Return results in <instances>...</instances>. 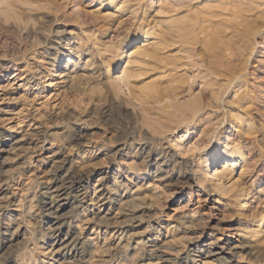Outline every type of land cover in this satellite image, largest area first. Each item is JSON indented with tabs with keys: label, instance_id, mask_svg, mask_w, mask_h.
Here are the masks:
<instances>
[{
	"label": "rangeland",
	"instance_id": "rangeland-1",
	"mask_svg": "<svg viewBox=\"0 0 264 264\" xmlns=\"http://www.w3.org/2000/svg\"><path fill=\"white\" fill-rule=\"evenodd\" d=\"M84 1L88 8L79 23L58 21L61 15L43 5H41L42 8L35 11L37 18L29 23L21 20L17 24V21L13 19L6 21L5 16L0 19V55L4 52L8 53L6 57L0 56L2 64L0 67V141L6 143L5 147H2L0 143V190H5L0 191V240L10 241L7 245L0 244V264H29L33 255L32 264H47L45 262L48 261V257L45 253L48 251L46 252L45 249L51 244L50 236H52V231H48L47 228L60 221V218L53 217L54 213L50 215L51 212L47 211L51 201L50 189L61 187V178L53 176L49 160H47L51 146L60 149L67 161L65 171L63 169L64 173L69 170V172L86 174L89 176L92 186L97 183L96 180L102 176V173L107 172L111 177L109 179L111 184L116 177L118 182L127 183L133 192L136 191L141 196L139 206L149 205L153 208V213H158L155 218L146 219L143 223L135 224L132 228H126V231L133 232L131 240L133 245L115 253L110 250H114L115 239L121 233L119 229L116 228V231L119 232L117 236H113L110 233L111 230L98 229L97 227L93 230L94 225L89 228L84 222V216L80 215V211L72 210L75 205L77 207L80 205L83 197L79 196L81 194L78 193L76 187L68 189L67 195L73 202L60 213L63 214L70 210L71 212L65 218H61L63 220L60 222L64 221L67 227L72 224L75 231L78 230V227H83L82 242L91 245L87 249L89 251L88 258L90 252L95 249L94 243L100 245L107 235V239L109 238L106 244L108 247L106 255L91 254L93 263L87 262V264H227L212 262L205 256L199 257L195 261L185 262L184 258L187 254L184 253L187 251L189 243V238L186 239V237L192 236L194 233L196 235H193V238L199 234L204 237L216 236L221 239V243L228 242L236 247L235 257H231L232 263L228 264H264V257L254 255L255 249L247 250L246 248L250 247L257 239L264 240V228H256L255 220H253L260 205L264 206V176L261 178V184L257 183L254 188L261 190V194L256 195L261 201L255 204V200L252 199V210L249 207L250 211L247 212L246 208L242 216L238 215L240 212L238 211V202L234 199L235 192L239 189L244 188L247 191L253 182V179L249 181L251 170L261 165L255 156L248 162L247 158L257 151L251 150L255 139L259 141L257 144H262L260 140L262 141L264 129L247 140V127L242 125L244 129L240 131L241 139H239L237 132L234 133L235 129L232 132V127L235 128V126L230 124L231 118L228 109L221 110L218 117L212 111H207L201 115L199 120H196L195 124V122H182L178 116L164 114L162 111L164 102L154 105L151 126L149 125L151 128H148L147 125H144L146 118L141 111L142 105H138L137 109L134 108L131 105L133 101H131L128 91L119 93L120 97L118 98L116 93H112L111 96L108 94L107 98L110 100L111 97L112 100L101 102L100 94L99 96L96 94L95 98L91 99L92 89L87 85L81 86L82 97L80 96V98H83V102L80 103L73 95L71 73L63 75L61 72H56L67 52H74V55L78 57L76 52L81 51V47L77 46H80L81 42L84 43V54L79 58L78 66L73 68L77 70L78 76L84 79L85 75L93 74L96 78L99 77L100 81L107 82L109 86L111 83H119L118 79L110 81L108 78L107 74L110 70L107 65L110 60L114 61V56L112 53L106 52L105 48L122 38L135 21L130 18V13H115L119 7H124L121 1L125 0H118L119 5L116 8L100 6L101 0ZM103 1L105 4L111 0ZM257 1L260 7L257 9V13L263 15L264 0ZM161 2L165 1L161 0ZM75 3L71 12L75 9L77 11L79 7L78 3ZM92 12L98 13L99 16H104L106 13L117 15V26H112L111 31L103 33V43L106 46L95 44L94 37L101 35L100 32L94 33L96 28H92L90 31L86 26L81 25L82 22L85 25L87 23L95 24L89 18ZM87 14L90 16L88 15V17ZM137 16L139 17L140 14ZM151 16L150 28L156 35L160 34L161 26L166 25L169 19L165 14H161L160 10L154 11ZM84 31L88 32L84 34ZM262 34L264 35V32ZM39 38H41L42 44L35 47V43H39ZM155 42L156 39L150 41L144 39L135 44L133 50L127 55L125 54L123 59L125 64L120 67H127L129 70L137 69L140 63L144 62V58L142 56L139 58L136 52L146 47L152 48ZM257 47L262 48L258 49ZM89 48L94 54H97L94 61L92 54L88 51ZM256 48L253 61H256L259 51L264 52V44H256ZM27 50L30 51L27 53ZM14 51L16 52L14 53ZM19 52L27 54L24 56ZM50 62H53L52 65ZM92 63L93 65L88 67V64ZM258 65L259 63L255 66ZM168 74V72L162 73L161 68H158L147 76L143 83L158 79L166 80ZM113 75L115 77L116 74L113 73ZM143 83H139V86ZM121 86L123 84L115 86L117 92ZM235 94H232V99ZM107 106L114 108L113 112L116 118L114 125L111 124L112 127L103 123L100 117V109ZM136 112L140 115L136 116ZM159 116L160 118L165 117L169 121L164 123ZM221 119H223L222 123L219 122ZM120 131L126 133L129 143L139 146L142 142H149L151 146H155L154 148L162 153L167 163V166L164 167V171H167L164 173L165 182H161L160 185L150 177L156 171V167L150 166L146 153L140 156L133 154V157L130 154H114L119 149H123L122 146L113 142L117 132ZM226 132H231L229 141H232L233 145L245 148L241 153L235 154L230 164L222 162L212 173L214 166L209 170L208 165L204 167L203 163L207 164L212 153L227 148L226 145H222L224 142L222 138L225 135L229 136ZM144 136L149 138L148 141L144 140ZM9 144L12 146H8ZM112 160H114L113 163L108 165ZM127 162L132 166H126L129 165ZM227 166L231 168V171L227 173L232 175L226 176L223 182H219L215 175L222 173ZM263 167L264 164L259 169ZM247 168L249 169L247 170ZM146 170L149 171V174H145ZM189 173L193 174L194 181L189 180ZM138 176L145 178L142 187H138ZM156 183L160 186L153 191ZM149 184L151 187L148 188ZM214 184L219 185L218 189L213 186ZM182 191L186 194L193 191L191 202L185 207H182L185 205L182 201L188 200V197L181 198ZM172 198L175 199L174 202L166 203V200ZM21 199L24 200L21 202L22 204H20ZM88 201L89 199L86 200L87 204H90ZM17 206L19 209L16 208ZM193 211H195V215L190 217ZM8 212L11 218L20 217L17 223L24 226V231L28 230V235H23V232L21 236L18 235L17 225L3 215ZM199 217L203 218V223L199 224L195 221ZM190 222L192 224L191 234H183L179 231L168 233L172 229L175 230L176 227H186ZM261 223H264V219ZM149 226L162 229L164 233L162 237L172 238L174 236V245L170 247L171 249L166 250L172 262L152 260L150 256L146 255L147 246L142 247V244L148 238L156 239L158 236V233L151 232ZM94 231L100 235V238L92 242L89 239L97 237L93 235ZM191 236L190 238H192ZM139 241L142 244L136 247V243ZM110 245L111 248H109ZM176 250H181V252L176 253ZM52 262L54 261L52 260L50 264ZM70 263L82 264L83 262L77 263L72 260Z\"/></svg>",
	"mask_w": 264,
	"mask_h": 264
},
{
	"label": "bare ground",
	"instance_id": "bare-ground-1",
	"mask_svg": "<svg viewBox=\"0 0 264 264\" xmlns=\"http://www.w3.org/2000/svg\"><path fill=\"white\" fill-rule=\"evenodd\" d=\"M164 1V3H162L161 0L121 1L124 7H119L115 13H130V18L135 21L122 38L118 39L115 43L108 42L111 43L108 46L103 43V33H108L114 26H117L118 18H116L117 15L115 13H106L104 16H99V11L97 14L92 12L91 16L89 14H87V16L89 15L90 17H88L91 21L93 20L95 24L87 23L85 25L83 24L84 22L81 23V25L86 26L90 31L92 28H96L94 33H101L98 37H91H94L95 44L106 46V52L113 54L114 61L110 60L107 65V68L110 70L107 75L110 81L118 79L119 83H111V86H109L107 82L100 81L99 77L96 78L93 74L85 75L84 79L78 76L77 70L73 68L78 66L79 58L84 54L83 49L85 44L82 42L80 46H77L78 48L81 47V51L76 52L78 57L74 55V52L68 51L56 72H61L63 75L71 73L70 76L72 81H70L72 82V90H74L73 95L80 103L83 102V98H80V96L82 97V85H87L88 88L92 89L91 95L93 96L91 99L95 98L96 94H98V96L100 94L99 97H101V102L112 100L111 97L110 100L107 98L108 94L111 96L112 93H116L118 98L120 97L119 93L128 91L129 97L131 101H133L131 105L136 109L138 105H142L141 111L146 118L144 125H147L148 128L151 126L154 105L164 102L162 103L164 104L163 113H166L168 116H178L182 122L188 121L191 123L195 122L196 124V120H199L201 115L207 111H212L216 114V117H218L221 110L224 111V109H228L231 118L230 124H234L235 126V128L232 127V132L235 129L234 133L236 134L237 132V138L239 137V139H241L240 131L244 129L242 125L247 127V140L251 139L250 136H256L261 133V130L264 129V71H262L264 70V52L259 51L260 53L256 57V61H253L255 49L262 48H256V44H264V35L262 34L264 32V14L257 13V9L260 8L258 1ZM75 2L78 3L77 6L79 7L77 11L75 9L71 12L72 6H74V4L76 5ZM41 5L49 8L51 11L59 13L62 18L59 16L58 21L62 20L67 23L72 21L74 23H79V20L84 16L88 8L84 0H0V19L2 16H5L6 21L13 19L17 21V24H19L21 20L22 22L29 23L37 18L35 17V11L42 8ZM99 5L116 8L119 3L118 0H111L109 3L104 4V1L101 0ZM156 10H160V13L165 14L169 19L166 25L161 26V32L157 35L153 33V29L150 28L151 15ZM137 14H140V16L138 17ZM113 22L114 24H111ZM86 32L88 31H84L83 33L85 34ZM84 37H86V35H84ZM144 39L149 41L156 39L152 48L146 47L136 52L139 58H141V56L144 58V62H141L137 69L129 70L127 67L121 68L120 66L125 64V61H123L125 54L127 55V53L131 52L135 44ZM38 42L39 43H35V47L42 44L41 38H39ZM16 51H14V53ZM29 51L30 50H27V53ZM88 51L92 54L94 61L97 58V54H94L90 48ZM27 53L19 52V54L24 56H26ZM7 54V52H4L0 56L6 57ZM52 63L53 62H50V65H52ZM257 63H259V65L255 66ZM92 65L93 63L88 64V67ZM1 66L2 64L0 63V67ZM113 67L115 68L112 69ZM158 68H161L162 73H169L167 79H158L156 81L143 83L144 79ZM113 73L116 74L115 77H113ZM139 83L143 84L139 86ZM119 84H123V86H121L119 92H117L115 86ZM233 93L236 94L232 99ZM103 95H105V97H103ZM113 109L114 108L108 106L100 109L102 122L107 126H111V124L114 125L115 123L116 117ZM139 115L140 114L136 112V116ZM160 119L164 123L169 121L165 117H161ZM219 122L222 123L223 119L219 120ZM117 133L118 134L115 136L116 139L114 138V141H112L122 146L123 149H119V151H116L114 154H130L133 157V154H139L140 156L146 153V157L149 158L150 166L156 167V171L154 174L152 173L150 177L154 178L156 180L155 182H159L160 185L165 182L166 177H164V173L167 171H164V167L167 166V163L162 153L157 151L154 148L155 146H151L149 142H142L139 146H135L133 143H129L125 132L120 131ZM226 134L227 136L229 134V136L226 137L225 135V137L222 138L224 140L222 145H226L227 148L212 153L209 156L207 164L205 165V162L203 163L204 167L208 165L209 170L214 166L211 171L212 173L216 171V167L222 164V162L230 164L235 154L241 153L245 148L243 146H237L236 144L233 145L232 141H229L231 139V132H226ZM262 136V141L260 140L262 144H257L259 141L255 139L251 150L257 151L254 155L247 158V162L255 157L258 158V162H261L260 166L252 169L250 172L251 176L249 181L253 179V182L247 188V191L241 188L236 191L234 195L235 201L238 202V211H240L238 215L240 214V216L244 214L246 208L247 212L250 211L248 209L249 207L252 210V199L255 200V204L261 201L259 196H256L261 194V190L254 188L257 186V183L258 185L259 183L261 184V178L264 176V167L259 169L262 164H264V132ZM148 139L149 138L144 136L145 141H148ZM2 142L0 141L1 146L5 147L6 143ZM8 146L12 145L9 144ZM47 158L51 168V170H49L53 172V176L55 178H61V187L58 189L55 188L54 190L50 189L51 201L48 204L49 207L47 211L51 212L50 215L54 213L56 216L54 215L53 217H57V219L60 218V221L63 220L61 218H65L71 210L63 214L60 212L73 202L71 197H68L67 190L76 187L78 193L81 194L79 196H82L83 199L80 201V205H78V207L75 205L76 207L74 206L72 210L78 209V211H80V215L84 216L85 224H87L89 228L94 225L93 230L95 227L98 229H107L108 231L111 230L110 233L113 236H117L119 233L116 231V228L121 232L115 239L113 245L114 250L110 251L116 253L119 250L132 247L133 244L131 240L133 232L126 231V228H132L135 224L143 223L146 219L158 216L157 212L153 213V208L151 206H139V199L141 196L136 191L133 192V189L130 188L127 183L123 181L118 182L117 177L111 184V181H109L111 177L107 172H104L102 176L96 180L97 183L91 186L90 178L86 174L74 173L73 171L69 172V170L64 173L67 161L60 149L51 146ZM106 159L108 160V158ZM113 161L114 160L109 161L108 165L113 163ZM128 164L129 165H125L128 167L132 166L131 163ZM175 164H177V162H175ZM248 169L249 168H247V170ZM205 170L207 171V169ZM229 171H231V168L227 166L222 173L216 174L217 180L223 182L226 176L232 175L231 173H227ZM145 174H149V171L146 170ZM188 175H190L189 180L194 181L193 174L189 173ZM141 177L142 176H138L137 178L138 187H142V182L145 180V178ZM52 180L54 181L53 178ZM160 185L156 183L153 191H155V188L157 190ZM213 186L218 189L219 185L214 184ZM149 187H151L150 184L148 188ZM248 191H251V193H248ZM192 194L193 191L187 194L184 191L180 193L181 198L188 197V200L182 201L185 203L182 207L187 206V204L191 202ZM88 199L90 204L86 202ZM174 200V198L166 200V203L174 202ZM23 201L21 199L20 204H22L21 202ZM18 206L16 208H18ZM192 213L190 217L195 215V211ZM3 215L17 225L19 236L22 235V232L24 233L23 235H28V230L24 231V226H22L21 223H17L20 217H13V219L9 216V212ZM263 219L264 206L261 204L260 209L255 213L253 219L255 220L254 224L256 228H264V223H261ZM60 221H55L56 223L53 222L54 226L47 228L48 231H52V236H50L51 244L45 249L46 252L48 251L45 253L46 257H48V261L45 263L50 264L53 260L54 262H52V264H71L70 262L73 260L77 261V263L86 262L85 264H87V262L93 260L90 256L95 253L99 255L102 254V256L106 255L105 253L108 252V247H106L107 240L109 239H107L108 235L104 238L102 244L96 245L97 243H94L95 249L90 252L88 258L89 251L87 249L91 247V245L82 242L83 238L81 234L84 230L83 227L80 226L78 230L75 231L72 224L67 227L64 221H62V223ZM195 221L199 224L203 223V218L199 217V219ZM191 227L192 224L190 222L186 227H176L175 230L172 229L173 231L171 230L168 233L179 231L183 234H191ZM149 228H151V232L158 233L156 239L148 238L143 244L139 241L136 243V247L141 244L142 247L147 246L146 255L150 256L152 260L172 262L166 250L171 249L170 247L174 245V236L172 238L167 236L162 237L164 235L162 229L153 226H149ZM254 233L257 232L254 231ZM93 235L97 237L89 239L90 241L94 242L99 240L100 235L97 234L96 231H94ZM193 235L195 236L196 233ZM190 236L186 237V239L189 238V243L187 244V251L184 253L187 254L184 258L186 260L185 262L189 260L195 261L199 257L205 256L206 259L212 262L232 263L231 257H235L234 250L236 248L232 244L228 242L221 243V239L216 236L204 237L201 234L194 238L192 236V238H190ZM6 240L7 239L3 241L0 240V244H9L8 242L10 241ZM111 247L110 245L109 248ZM246 248L247 250L255 249L254 255L264 257V240L257 239L250 247ZM180 252L181 250H176V253ZM33 256L30 258L29 264L33 263Z\"/></svg>",
	"mask_w": 264,
	"mask_h": 264
}]
</instances>
